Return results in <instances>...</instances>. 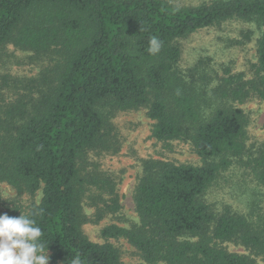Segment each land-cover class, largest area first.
<instances>
[{"label": "trees", "instance_id": "1", "mask_svg": "<svg viewBox=\"0 0 264 264\" xmlns=\"http://www.w3.org/2000/svg\"><path fill=\"white\" fill-rule=\"evenodd\" d=\"M233 17L261 28L255 76L229 74L213 84L206 75H182L177 39ZM153 37L161 42L156 54L148 51ZM7 43L59 54L49 75L27 80V91L0 107V183L18 194L40 191L27 210L0 214L33 219L50 262L79 256L82 264H120L112 243L83 233L82 200L95 180L81 174L80 162L111 149V115L141 107L153 120V138L189 141L203 163L144 160L134 191L138 221L106 225L101 236L125 239L147 264H258L221 242L264 257V220L229 208L215 213L202 199L234 163L264 187V149L243 160L246 116L234 105L248 97L264 102V0H0V48ZM110 209H118L116 199Z\"/></svg>", "mask_w": 264, "mask_h": 264}, {"label": "rangeland", "instance_id": "2", "mask_svg": "<svg viewBox=\"0 0 264 264\" xmlns=\"http://www.w3.org/2000/svg\"><path fill=\"white\" fill-rule=\"evenodd\" d=\"M166 1L178 6H194L213 0ZM260 33L256 21L237 17L189 33L176 41L181 50L177 69L186 77L190 72H194L197 79L206 75L213 84L229 74H242L244 80L251 79L256 73V45ZM58 55L57 49L39 54L12 43L3 45L0 48V107L4 108L24 94L27 80L45 73L49 75L56 67ZM234 105L240 107L246 116L243 155L246 161L264 149V102L257 97H248ZM108 122L112 129L107 130L106 137L112 143L111 149L88 152L80 162L81 174L95 180L82 200V212L87 219L82 230L93 242L112 243L120 253V264H147L128 241L105 239L100 230L109 224L129 227L138 221L134 191L142 176L144 160L191 165H201L203 160L189 141L153 138V120L147 116L146 107L118 111ZM0 193V209L19 207L25 211L40 199V191L34 195L18 194L5 183H0ZM112 199H116L118 205L115 211L110 209ZM202 199L215 213L229 208L249 216L252 221L264 220V187L256 183L250 168L240 163L222 171ZM219 244L232 252L250 254L258 264H264L263 256L255 255L237 243ZM49 264L60 263L49 261Z\"/></svg>", "mask_w": 264, "mask_h": 264}, {"label": "clouds", "instance_id": "3", "mask_svg": "<svg viewBox=\"0 0 264 264\" xmlns=\"http://www.w3.org/2000/svg\"><path fill=\"white\" fill-rule=\"evenodd\" d=\"M160 48L161 42L151 38L148 51L156 54ZM42 236L41 228L29 216L0 214V264H49ZM71 264H82L81 258L74 256Z\"/></svg>", "mask_w": 264, "mask_h": 264}]
</instances>
